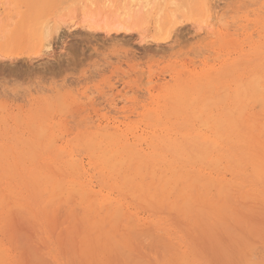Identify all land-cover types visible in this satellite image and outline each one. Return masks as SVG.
Segmentation results:
<instances>
[{
	"label": "rangeland",
	"instance_id": "obj_1",
	"mask_svg": "<svg viewBox=\"0 0 264 264\" xmlns=\"http://www.w3.org/2000/svg\"><path fill=\"white\" fill-rule=\"evenodd\" d=\"M14 1L15 0H8V2H7V0H6V2H5V0H0V2H1L0 3L1 4L0 5V13L3 15L4 14L3 11L7 10V11H5V12H7L5 14L8 15V16L5 15L6 17L4 16L5 21H7V24H6V22H4V21L1 22V18H3V17L0 14V16H1V18H0V23H1V26H0V147H2L1 145H3V149L0 148L1 149L0 154L3 152V154L5 153V155L7 156L6 157L4 155H0V168H1L0 169V175H2L0 177V183H1L0 184V187H1L0 188V206L4 207V208L0 207V216H1L0 219H3V221L0 220V224H1L0 227L3 230L4 229L6 230V231L4 230V232H3V230L0 229V240H1L0 241V248L3 247V249L1 248L2 250L0 249V254L5 253L4 257L7 260H6V263H4V264H12V263L24 264V263H26L25 261H27L26 264H32V263L36 264V261L33 262V260H34V258H36L35 254H37V253H38V256L42 255L41 258H44L45 261H48L47 264H49V263L50 264H69L67 262L68 259H69V262H71L70 260L72 259L71 264H73V263L74 264H81V263L82 264H84V263L96 264L98 261H101V262H98L97 264H102L103 261H104V263H106L105 262L106 259L112 261V264H114L113 262H115L114 259H116V258H118V260L116 259L117 264H120V263L123 264V262H120V260L127 263L128 261L124 260L125 255H124V257H122L121 254L118 252L119 251L117 249L118 247L117 248L115 247V249H114L113 246L115 244L117 245V243H115V241H114V243L113 242H111V244L109 243L111 240L113 241L114 239H116V242L118 240V244H120V241H121L122 246H125V247H122V248H125V251H127V249H129L128 251H130L132 248L133 251L132 250L130 251V252H132L129 254L130 256H131V254H133V256L138 255L139 260H140V258H142L145 260V262H147V264H150V263L151 264H168V263H171V261L173 259H171V261H169L170 251L172 254H175L177 256V259H179L181 255H182L181 257H183V255H184V257L187 256L186 260H187V258L190 257L189 260L185 261L186 263L185 262L183 263V260H185V259L181 258L182 260L179 259L177 261L176 256L171 255V258L174 257V259H176V261L173 260V262H176L177 264L179 262H180V264H181V262L183 264H188L187 262H189L190 264H197V262H198V264H229V262H230V264H232V263L233 264H247L248 263L247 262L248 256H247V258H245L244 252H246V254L250 253L251 257H254L251 259L252 262L256 263V260L253 261V259L256 258L258 264H260V262L264 263V261H261V260H264V241H263V238H264L263 237L264 236L263 231L264 230L263 231L261 230L263 235H262V233H260L262 235V237H261V235H259V233L255 232L256 229H254V228H255L256 224H253V223L255 221L257 223V219H256L252 223L254 225V226H252V228L254 227L253 228L254 232L252 231L253 233H251V228H250L251 223L250 222L248 223V221H251V219L253 220L254 212L252 213L251 210H253L256 205L262 204L263 208L261 210L260 208L262 205L261 206L259 205V207L257 206L259 210H257V207L255 209L260 213L255 211L254 217L259 218V214H261L262 212H263V214H261V216L264 215V193H263L264 192V190H263L264 189V178L262 180H257L253 176V173H252L253 171L251 168H248V171L246 172V173H248L250 171L249 172L250 174L245 173L243 175H238L237 172H233L231 170H229V171H231V172H229L227 170L224 171V169H222V172H221L222 176H220V177H222V178L225 177L226 178L225 181L229 182L233 185V187L231 188L232 191L229 192L232 195H228V197L225 195L222 199V203L224 202L223 204H225V206H223V204H222V208H223L222 210L223 211L221 210V212H223L224 214L226 212L229 213V214H225V219L228 218L227 217L228 215L231 216V217L229 216L230 218L227 219V221H228L227 222L224 220V217H223L224 214L222 215V217H223L222 221L224 220L222 223H225V225H223L221 222L216 223V220L218 219L217 220V222H218L219 217H221V212L218 211V210H220L219 208L213 209L212 206L210 207V208H212L211 209L212 210L211 211V214H212L211 218L213 217L212 220H209L210 214H207L208 212H206V211L205 212L209 217L207 215H205V213L203 211L202 215H205V216H204V219H201V217L203 218V216L200 213L201 211H199L200 209L198 211H199V214L201 215V217L198 214V211H197L198 206H195L193 208V211H190L191 213L190 212H189V214L186 213V214H188V215H186L187 216L186 217L184 214V211L181 208L175 209L172 211H171V208L169 205H167L166 207H160L161 209L163 208L162 210H160L159 207L158 208L153 207L152 205H151V208H149L150 204H149V207H147L148 206L147 204L143 206V202L139 201L140 202L139 203L138 200L132 199L133 197L126 195L123 191H121L117 188H114V187H110V185H111L110 181H109V183H110V185H109V183L107 181L108 180L107 176L104 173H102V175H101V172H102L101 168H98L99 166L97 167L96 161H94L95 159H93L94 156L92 155L91 151H89L88 146H86V144H85L86 138L88 140H90V139H93L92 136H94V137L97 136L96 138L98 141V139L102 138L103 132H104V134H108V132H110L109 135H111L113 133L112 134L113 138L115 140L117 138V139H119V142L120 141L122 142V144L120 146L125 145L126 149H128V150L131 149V151L137 153V158H139V160L142 159V160L147 161L148 156L153 151L151 149L150 144H149V143H151L150 139H152L151 136L152 137L154 136V133L157 129L156 124H154V120L156 117L155 114H158L156 111L158 109L163 110V115H165V116H162V117H164L163 120L164 121L166 120L165 122H167V123H168V121L170 123L172 122L171 116L173 117V112L172 111L169 112L171 115L170 116L169 113H166L167 110L164 109V107L167 106V102H166V99L164 97H165V95H167V93L173 92L174 90H172V89H174L177 86L180 89H182V86H184L185 84H187L188 86L194 85V84H196L194 82L195 81L197 82L199 80V82H197V84L200 83V85L198 84V87L196 88L198 91H201L203 89V87H205V89H203V91L205 93L210 94V92L213 91V93H218L219 96L222 97L223 96V89H224L223 87L228 85V84L234 85V84L238 83L240 79L244 80L245 82H248L249 80H251L254 77L255 74H257V76L262 75L263 76L262 79H264V63H262V62H264V0H218L217 2H215L217 16L220 19V21L219 22L217 21L218 26L216 27V30L213 31L216 36H213L211 34L212 35L211 37L209 34L213 33V32L211 31L210 27L208 26V21H207L208 19L206 17L208 15L206 13V8H205L206 0L205 1L190 0L191 3L189 0L187 2H185L186 0H180L179 1L180 2L179 7L177 9L173 8V10H175L179 13L175 12V16L171 15V17H168V19L163 21V24H161L162 28H164L162 32H164L165 28L167 27V25H165L166 22L168 23L170 20H174V21L177 20L176 22H179V26H180V27L178 26L180 28L179 32H177V34L175 33L176 36L174 34L173 39L169 40L168 42H162L163 41L162 40L163 39L162 38V36H163L162 32L160 34L155 33L156 30L154 27H156L157 24L155 23V21L153 19H151L149 22L147 21V19L145 17L133 19V20L128 22V25H126L130 29L129 33L127 31V34H126V30H124V31L122 30L125 34L122 31H120L122 33L116 34L113 36H109L104 32L103 29H101V27L104 28L106 26L105 23L110 22L114 15H110L109 17H104V16L99 15L97 17L98 18L97 19L98 24H96V25H99L100 31H99V28L97 29L96 27H95L96 30L94 28H87L86 27L87 26V22H86L87 17H85L83 15V12L80 9L81 8L80 2L78 0H73V1L62 0L65 2H61V0H59V1L55 0L56 2L57 1L59 2V4L57 2V5L53 4V2H52L53 0H17L15 2V4H13ZM4 2H5V4H4ZM127 3H128V1H127ZM75 4H76V6H75ZM10 5L11 6L13 5V6L11 7ZM54 6H55V9H54ZM15 7H17V8H15ZM23 8H24V10H23ZM1 9H2V11H1ZM52 9H54V10H52ZM203 9H204V11H203ZM20 11H22V15H21ZM176 13H177V15H176ZM14 14L16 15V17ZM13 15H14V18H13ZM51 15H52V17H51ZM59 15H60V17H59ZM116 15H119V13L117 11H116ZM54 16H55V18H54ZM7 18H9V19L6 20ZM44 18L45 19L48 18V21H51L53 23L52 26H55V24L56 25L58 24L57 27H60L59 28L60 30L57 33H54L52 38H51V40L53 42V51L49 55H45V54L41 53L42 46H43L42 44H43V41H45V40L42 41L41 40L42 38H40V36H42V34H41L42 32H40V31L44 30L41 28L43 25H40V24L47 22L46 20H45V22L41 21V19L43 20ZM53 20H54V22H53ZM22 21L24 22L25 26L22 23H20ZM40 21H41V23H40ZM205 21H207V22H205ZM51 22H50V24H51ZM164 22H165V24H164ZM220 22H221V24H220ZM8 24H9V26H8ZM21 24L24 27H22ZM5 29L7 31H5ZM102 30H103V32H102ZM219 30H221V31H219ZM93 31H95V32H93ZM6 33H8V35L9 34L10 35L8 36ZM226 36H228V37H226ZM160 38H162V39H160ZM253 44L256 46L258 45L260 47L258 49H256V48H254L255 46ZM12 59L14 61H11ZM13 62H14V65H11ZM237 64H239V65H237ZM31 65H32V67L33 66L34 67L32 68ZM10 66H12L11 68H13L15 66L14 70L9 68ZM195 68L197 71L195 70ZM221 68H224V71ZM225 68H227V69L229 68V70L231 69L230 72H232V73L229 74V72H227L228 70L226 71ZM15 70H17V71H15ZM200 72H202V73H200ZM205 72H210V73L206 74ZM226 72L228 75L224 76V75H226L225 74ZM214 73H215V78L213 79ZM217 73H219V74L221 73L222 76H224V77L220 78L221 75L219 77ZM179 74L182 76H180ZM208 76H209V78H208ZM216 78H218V79H216ZM182 79H183L182 83L179 82ZM209 79H211V80H209ZM177 80H178V82H177ZM186 80H188L190 83H188V81H186ZM213 80L215 81V83ZM217 80L218 81L220 80V81L218 82ZM183 82H184V85H183ZM201 82H202V84H201ZM228 82H230V83H228ZM203 83H204V86H203ZM207 83H209L210 85L213 84V85H211L212 87H210V85H209L210 88H208L206 85ZM197 84H196V86H197ZM257 85H259V84H257ZM178 87H177V89H178ZM187 87H185L184 90H186ZM169 89H171L172 91L171 90L168 91ZM224 90H226V92H229L227 89H224ZM221 91H222V93H221ZM204 92H202V93H204ZM163 93L165 95H162ZM220 93L222 94V96L220 95ZM227 94L229 95L230 92ZM159 98H161V99H159ZM154 100H155V103H154ZM254 106H255V108H254ZM257 107H259V105L255 104V103H251L249 113L256 115V111L258 110L257 111L258 118H260V122H262V124L264 125V112L261 109L262 107H259L260 110L257 109ZM152 109H154V110H152ZM148 113H149V115H148ZM167 114H168V117H166ZM259 115H260V117H259ZM173 122L176 123L177 119L175 121L173 120ZM190 122H192V121H190ZM192 124H193V122H192ZM196 124H197L196 128H199V123L197 122ZM39 125H41L43 129H46L45 130L46 132L43 131V129ZM40 128L43 131L42 133H44V132L46 133V137H44L43 139H41V137H40L41 132L39 133V131H38ZM103 128L107 132L104 131ZM152 128H154V129L152 130ZM176 128L182 132V130L184 131V129L186 130L187 128H190V126L186 127L183 123H181V120H178V124L176 125ZM143 129H145V130H143ZM99 130L102 132L100 133ZM96 132H99V135L101 134L102 136L99 137V135ZM94 134H96V135H94ZM85 135L88 136L89 138L86 137L84 139L85 140L84 141L81 138H84ZM148 135H149V138H148ZM37 136H39L40 138ZM144 136H146V137H144ZM52 137H53V139H52ZM121 137H122V139H121ZM50 138L52 141H54L55 144L53 146L49 143L50 146H52V147L49 148L50 147L49 146L47 148L46 144L50 141ZM145 138H146V140H145ZM39 139H40V141H38ZM147 139H149V140H147ZM79 141H81V142H79ZM119 142H117V143H119ZM73 143H76L77 145H79L78 143H83V146L84 145L86 146V148H85L86 150L82 151V149L84 148L82 145H79L78 146L79 148H78L77 145H75ZM142 145H143V147H142ZM41 146H42V148H41ZM196 146L197 145L194 144L193 142H188V144L186 146V151H185V149L183 151V154H182L183 156H179L176 153V155H177V157H176V155L173 152H170L166 149H164V151H165L164 153H165L167 160L176 161L177 165L186 166L187 170L193 171L194 169L198 168L199 165H202L203 167L208 166L207 163H203V164L202 163H194L197 160L196 157H194L195 156L194 153H196V151L198 150V148ZM81 147H82V149H80ZM72 148H73V150H72ZM53 150H55V152ZM78 150H80V151H78ZM62 151H64L62 154V157L56 158V155H58L57 153L61 154ZM137 151H139V152H137ZM79 152L81 154H79ZM48 156L51 157L52 159L55 158L56 163L48 160L47 165H49V166H47V165L45 166V168H44L46 171L45 174L50 175L53 172L55 174L57 172L58 175H54V173H53V175L51 174V177H50V178L54 179L55 183L57 180L63 181V178L67 181V182H65V180L63 181V183H65L67 185L66 186L65 184H63V186L67 187L65 189L66 190L65 191L66 195L64 197L65 199H63V200H65L67 203L70 200H72L71 199L73 197L72 195H71L72 197L71 196L68 197L69 191L72 188V187L70 188V185L71 186L77 185L78 187L79 186L82 187V188L79 187V189H81V190L77 189V192L78 193L80 192L79 194L76 192V190H75L76 193L74 191L72 192V194L75 193V194H73L75 196L79 195L78 197H74L75 198V200L73 199L74 203H70L71 202L70 201L69 202L70 204L68 203L67 205H64L63 208H65V206H66L69 209H67V208L63 209L62 208L63 214L65 213V211H67L66 212L67 214L66 213L64 215L62 214L63 217H65L68 214L70 216V214H71L72 217L70 216V218H68L69 217L68 216L67 217L68 219L63 218L60 215L61 214L60 205L62 203L61 200H58L56 203H54L50 207V210L49 209L46 210L44 208V202H45V199L47 198V195L42 194V193H38V192L34 193L32 188H31L32 184H31L29 177L31 175L32 170L36 166H41L42 165L41 163H44V159L47 160L49 158ZM69 156H72L73 160H74V158L76 159V157H77L78 158L77 160L79 163L77 164V162L73 161L71 159V157H69ZM141 156H143V157H141ZM5 157L7 159H5ZM90 157H91V159H90ZM192 157L195 158L194 161H193ZM38 158H41V159L38 160ZM187 158H189V159H187ZM15 160H17L18 163H16ZM181 160L184 162H181ZM89 161H91V162H89ZM135 161H137V160L135 159ZM14 162H15V165L17 164L18 167L17 166L14 167L15 166ZM68 162H71V163H68ZM50 163L53 166L50 165ZM88 163H90V164H88ZM185 163H186V165H185ZM70 164H73V166L75 165L76 169L74 171H77L76 173H74V171H72V170H69L68 165L71 166ZM58 165L60 166L61 170L59 169ZM85 166L88 169H86ZM77 167H79V169ZM56 168H57V170H55ZM52 169H54V171H51ZM246 170L247 169H245V171ZM209 171H211V169ZM61 172L63 173V175L59 176V173H61ZM69 172L72 175L71 178L69 177L70 176ZM4 173L7 175H3ZM92 173H94V174H92ZM64 174H65V177H63ZM89 175H91V176H89ZM55 176H56V178H55ZM73 176H75V177H73ZM78 176H79V178H78ZM22 177L25 180L22 179ZM59 177L61 179H59ZM55 179H57V180H55ZM71 179H73V180L70 182ZM75 179L78 181L76 182ZM79 179H81L82 181ZM83 179H85V180H84V183L81 185V183H79V182H83ZM244 179H245V181H243ZM144 180H145V183H151L152 182L150 175H147L146 179H144ZM238 180H240V181H238ZM58 181H57V183L62 185V182L61 181L58 182ZM137 181H139V180H137ZM69 183H70V185H69ZM73 183H74V185H73ZM94 183H96V185ZM25 184H28V187H26L27 185H25ZM237 184H240V185H237ZM7 185L10 187H8ZM106 185H109V187ZM11 186H12V188H11ZM20 186L22 187V189ZM57 186H58V184L56 185V187ZM259 186H260V189H259ZM36 187L39 191V189H40L39 186H36ZM73 188L75 189V187H73ZM89 188H90V190H89ZM111 188H112V190H111ZM10 189H12L13 191ZM72 189H71V191H72ZM91 190H92V192H90ZM109 190H111V191H109ZM234 190L237 191L238 193H235V192L233 193ZM3 191H5V192H3ZM8 192H10L11 194H9ZM12 192L14 194L16 193V195L12 194ZM22 192H24V194ZM26 192H28V194H25ZM5 193L7 194L6 195L7 197L5 196ZM86 193H89L90 199L89 198H87V199L91 200V201H93L95 199L93 197H97V199H101L105 196L107 197V195L110 193L108 195V197H111V198L115 197V200H116V198H117V200L118 199L122 200L121 203H123V206L125 207V208L124 207H122V208H124L125 210L127 209L126 211L124 209H123L124 211L122 210V217H120L119 222H117V224L114 225L115 228L112 230H111L110 220L105 219L106 223L104 222L105 224L103 226V228L104 227L105 228H104V230L103 229L101 230L102 232L100 231L101 236L103 234V236L101 238H98V236H100V235H98V232L94 231V232H92V234L90 233V231H93L95 229L92 226H89L85 222V219H84V223L86 226H84L82 219H83V217H85V215H84L85 209L83 206L80 205V202H81V198ZM100 193L102 195H100ZM213 193H214V191H213ZM244 193L245 194L248 193V194L244 195ZM92 194H94L96 196H94ZM103 194L104 195L106 194V195L103 196ZM249 194H251L252 197H250L251 195H249ZM10 195L11 196L13 195V196L11 197ZM18 196H20V197H18ZM24 196H25L26 200H28V201L25 200ZM231 196L233 198V201H235L234 203H232L233 201H232ZM246 196H249V198H251L250 204L252 203L253 204L252 206H254V207H250L249 202H248L249 201L248 198H247V203L245 204V202H246L245 197ZM3 197L5 199H7V202L5 201V199L3 202V200L1 199ZM66 198H68L67 200H69V201H67ZM91 198H93V200ZM256 198H259L260 200L262 199L263 201L260 202V200H258ZM230 199H231V201H230ZM1 200H2V202H1ZM224 200H226L227 202ZM237 200H239V202H240L239 205L237 203ZM9 201L12 202L13 204L9 203ZM15 201L18 202L19 204L16 203ZM31 201L33 204L31 203ZM257 201H258V203H257ZM59 202H61V203H59ZM77 202H78V204L75 205V203H77ZM15 203H16V205H15ZM230 203H231V206L228 207V205H230ZM20 204L22 207L24 204L25 208H21V209H24L26 212H29V209H30L29 213L32 216L30 214L26 213L25 211L23 213H20V212L17 213L16 209L18 206L20 207ZM29 204L31 205V207L29 206ZM242 204H244L245 207H243V206L240 207V205H242ZM247 204H248V206H247ZM13 205L16 206L15 207L16 209H14V211L11 210V212H13V213L9 214L10 209L14 208ZM70 205H72V206H70ZM9 206H10V208H9ZM74 206L77 207V208L73 209L75 212L79 211V209H81V208H82V210L80 212H77L78 215L76 214L73 217L74 211L72 210V207H74ZM145 206H146V208H148L150 210L147 209L148 211H146V208L145 209L143 208ZM33 207H34V209H33ZM37 207H39V209ZM78 207H79V209H78ZM225 207L227 208L226 210L224 209ZM234 207L236 209L238 207L239 208V209H237L238 211ZM247 207L248 208L250 207V209L251 208L252 209L251 210L249 209L250 211L248 212V211H246ZM57 208L59 211L57 210ZM228 208H229V210H228ZM241 208H243V209L241 210ZM8 209H9V211H8ZM76 209H78V210L76 211ZM151 209H153V211ZM156 209L157 210L159 209L158 212L156 211ZM232 209H233V211H232ZM20 210H18V211H20ZM40 210H42V211H40ZM55 210H57V212ZM244 210H245V215L243 213ZM34 211H36V212H34ZM161 211H162V213H161ZM240 211H242V213ZM21 212H22V210H21ZM31 212L32 213L34 212V213L32 214ZM70 212H72V213H70ZM125 212H128L129 216L127 214H125ZM138 212H140V214ZM166 212H167V217H166ZM209 212H210V210H209ZM213 212H214V214H213ZM237 212L241 214V217H239L240 214H238L239 216L235 215V213H237ZM246 212H248V213L246 214ZM79 213H80V215H79ZM134 213L136 215H134ZM163 213L165 216L163 215ZM216 213H219L218 216ZM231 213H232V215H231ZM249 213H250V215L248 216ZM256 213H258L257 214L258 217L256 216ZM34 214H35V216H34ZM57 214H59V217L61 216V219H58ZM12 215H14V216H12ZM36 215L38 216L37 218H36ZM103 215L104 214H102V216ZM130 215H132V217L134 219H131L132 217L128 218V217H130ZM161 215H163L164 217L163 216L161 217ZM197 215L199 218L198 217L196 218ZM243 215L245 217L247 215V217L243 218L244 217ZM251 215H252V217H251ZM17 216H19L18 219H21V221L23 219L24 220L26 219L27 220V221L25 220L26 223L30 222V224H32L30 226V224L27 223L26 224L27 227L29 226L30 228H32V226H33V228L31 230H29L28 228L23 227V225L25 226L23 221L21 223H19L20 221L16 222V224H18L20 226H17L14 223L16 225V227H18V229L21 227L20 230H17L16 227L14 228V225L12 224V220L14 219V217L17 218ZM80 216L82 218L81 219L82 222L79 221V223H78L76 221V219L80 220ZM175 216L178 217L177 220H176ZM9 217H10V219H9ZM12 217H13V219H11ZM123 217H124V219H123ZM147 217H149V218H147ZM207 217H208L209 223L207 222V220H205V218H207ZM248 217H249V219H248ZM43 218H44V220H43ZM53 218H55V219H53ZM62 218L64 220H66V222L64 224H61L62 222H64V220H62ZM136 218H138V219H136ZM153 218L156 220V222ZM186 218H188L187 222H186ZM235 218H237L238 223H237V220ZM263 218H264V216H263ZM18 219H15L14 221H17ZM128 219H131L130 221L134 220L133 221L135 223L134 224L135 226H133V227H135L134 231H133L134 228L133 227L131 228V224L130 225L128 224ZM149 219H151V220H149ZM164 219H166V221ZM197 219L198 220L201 219L203 221H206L205 224H207V226L204 224L203 221L201 224V222H199ZM260 219L261 218H259L258 223H259ZM5 220L8 221V222L6 221L8 223V226H7V224H4V223H6ZM103 220H101L102 224H103ZM178 220L182 224L185 221L183 224V226L185 228L184 227L182 228L181 227L182 225H180L181 228L178 227V225H179ZM54 221L55 222L57 221V222L54 223ZM140 221L144 222L145 224L141 223ZM159 221H160V223H159ZM43 222H44V224L42 226ZM59 222H60V224L57 225V223H59ZM74 222L75 223L77 222L78 224H80L82 230L79 229L80 225H74L73 226ZM170 222H173V223H170ZM240 222H241V225H243L242 222L245 223L243 225L244 227L242 226L241 228H239L240 226H238V224L240 225ZM147 223H149V225H147ZM211 223H213V224H211ZM214 223H216L215 225L220 224V226L222 224L224 226L225 231H223L224 230L223 228L220 229L221 227L219 228V226H218V228L222 231V233H221V231L218 232L219 229L217 227H215V228H217V230L215 228H213V230H212V225L214 226ZM261 223L264 226V222H262V220H261ZM261 223H259V225H261ZM10 224L12 227L10 226ZM127 224H128V226H127ZM173 224H175V225H173ZM203 224L207 227L206 229L209 228V229H211V231L215 230V232H216L215 234H217V236L220 234V238L222 237V240H219V244L221 245L223 243L222 244L223 246L221 245L222 246L221 248H220V245L218 247V245H217L218 242H216V244H215L214 241L211 240V238L214 239L213 238L214 237L213 232L211 233L209 229H208L209 231L206 229H205V231H203V228L205 227ZM208 224H211V225H208ZM136 225H138V226L141 225V226L139 228ZM189 225L192 228H190ZM231 225L233 228L232 231L234 230V228L236 229L235 231H233V232H235V234L244 235L245 239L247 241H251L250 242L251 245L249 244V242H247V244L250 245L249 247H248V245L246 246L247 248L242 247V246H245L246 243L243 244L242 246L239 243V246H238L237 245L238 243L237 244L235 243L236 244L235 245L234 243L232 244L229 242V240L231 241L233 239L234 233L233 232H232L233 234L230 233L231 231H228L229 229H226L225 226H228L227 228H229ZM234 225L235 226L237 225V226L234 227ZM3 226H4V228H3ZM44 226H45V229H44ZM57 226H59V227H57ZM122 226L125 229L124 231H122L123 230ZM186 226L188 229L186 228ZM210 226H211V228H210ZM257 226H256V228H257L258 232H261V231H259L260 229H258V227H260V226H258V227ZM263 226H261V227L264 228ZM22 227H23V229H22ZM40 227L42 229H40ZM75 227H77V230L74 229L76 231H74V230L73 231L76 233V235H75V233H73V231H71ZM83 227L86 229V231ZM112 227H113V225H112ZM160 227H161V229H160L161 231L159 230ZM198 227H201V228L198 229ZM108 228H110V229H108ZM137 228H139V230L144 229V231H143L144 234L141 231H140L141 232L140 233L139 230L137 231L138 235L140 233L144 236L147 233V232H145L147 229L149 231H150V229H154V231L151 230L152 237L155 234V238L157 240V243L155 241V243H156L155 244L154 241L151 240L152 239V237L150 236L151 233L148 232L146 234V236L150 233L148 235L150 237V240H149L148 236L147 237L145 236L148 239H146L143 236L146 239V240H144V242H140V240H137V241L139 244L140 243H144V244H140V245L134 244V242L137 243V241L135 240L133 242L132 241L133 237L132 236L130 237L129 235L131 234V231H133V235L136 236ZM163 228H164V230H163ZM171 228H173V229H171ZM242 228H245V229H242ZM90 229H93V230H90ZM118 229H119V231H118ZM169 229H170V231H169ZM182 229H183V231H182ZM114 230H115V233H114ZM184 230H186L187 232ZM244 230L246 232H244ZM13 231H14V233H13ZM20 231L21 232L25 231V232H22L23 234H25L27 231V235L26 234H25L26 236L23 234L21 235V233H19ZM103 231L105 232L106 235H104ZM107 231L112 236V238L114 237V239H111V236L109 234L108 235L110 236L111 240L109 241V238L107 239ZM15 232L18 233V235ZM100 232H99V234H100ZM134 232H136V233L134 234ZM200 232L201 233L203 232L202 237H204V234L206 233V235H205L206 237L202 238L201 237L202 234H200ZM207 232H210L209 235ZM225 232H226V234H228V232H229L230 237L232 235V239H230L229 235H228L229 238L227 239ZM4 233H6V235H4ZM77 233H78V235H77ZM122 233H123V235H122ZM124 233L126 235L128 233V236H126ZM255 233H256V235H255ZM19 234H20V237H19ZM28 234L32 235V237L31 236L29 237V241L27 239L29 236ZM66 234H68L69 237ZM72 234H74L73 237L71 236ZM85 234H88V236H89V234L91 235V236H89L88 242H87L88 239L85 240V237H86ZM183 234H185V235H183ZM210 234H211V236L213 234V236L211 237ZM221 234H222V236H221ZM142 235H141V237H142ZM157 235H158V237H157ZM160 235H161V237H164L167 240V243H166L167 246L166 247H165V242H162V240L164 238H161L162 239L161 240L159 238ZM181 235H183V236H181ZM187 235L188 236L190 235L189 237H191V238L187 237ZM194 235L196 236V238ZM237 235H235L236 240L240 239V237L238 236L239 237L238 238ZM254 235H255V238H254ZM63 236L67 237L68 239L65 237H64L65 238L64 239ZM75 236H77L78 239ZM170 236H172V237H170ZM178 236H179V238H178ZM25 237H27L26 238L27 241H25V242L26 243L28 242L29 245L32 244L34 246V248L32 245L27 247V244H25L24 241H23V243H21L22 240H20V239L22 238L24 240ZM127 237H130V238H127ZM136 237H138V236H136ZM136 237L134 239H136ZM192 237H194V239ZM3 238H4V240H3ZM18 238L20 241L18 240ZM70 238H71V242L73 241V239H75L74 241H77L76 243H74V241H73L72 243L74 245L71 244L72 246H70V244H69V243H71V242H69ZM91 238L93 240L96 238L95 240L97 242L95 240L93 241ZM155 238L153 237L154 240H155ZM183 238H185V239H183ZM205 238H207L206 241L204 240ZM66 239L69 241L67 242ZM97 239L102 244L99 243V241ZM119 239H122V240H119ZM129 239H132L131 241H132L133 245L135 246V248H134V246H132V243H131V241H129ZM243 239H240V241L242 240L241 243H243ZM91 240H92V242H91ZM141 240H143V239H141ZM177 240H179V241H177ZM180 240L181 241L184 240V241H182V243H180L181 242ZM193 240H194V243L192 242ZM16 241L18 243H16ZM64 241L66 242L65 244L67 246L64 244ZM106 241H109V242H107V244L109 243L112 247L111 246L109 247V245H107L108 248L107 247L104 248V245H106L105 244ZM122 241H123V243H122ZM149 241L150 242L152 241L151 242L152 244H149V245H153V243H154V245L152 246L153 248L150 247L149 245H148V248H150V249L147 248L146 245L148 244L147 242H149ZM163 241H165V240H163ZM189 241H191V242H189ZM209 241L212 243L210 244ZM216 241H218V239H216ZM220 241H221V243H220ZM240 241L238 240V242H240ZM19 242L23 245L20 246ZM226 242L227 243L229 242V244L234 245L235 246L234 248L237 249L238 251L234 250V248L231 247L232 245L226 244ZM233 242H234V240H233ZM89 243H90V245H88ZM112 243L114 245H112ZM174 243L177 244V247H175L176 245ZM196 243H197V248L199 246L198 249L196 248ZM81 244L83 247L81 246ZM95 244L98 246H96ZM121 244L119 245L120 247H121ZM128 244H130V247ZM157 244H158V246H157ZM24 245L27 248H29V247L31 249L33 248L32 252L35 249L33 252L34 254L32 253V255H31L30 252L29 253L27 252L28 250L26 251V249H24L25 251L18 249L19 246L22 247ZM126 245H128V247ZM159 245L163 248H161ZM169 245L171 248L174 247L175 250L171 249L169 247ZM191 245H192V247H190ZM227 245H229V247ZM64 246H66V248ZM73 246H74V248H73ZM178 246L181 249L178 248ZM237 246L239 249L240 248L243 249L244 252L241 251V253H240L241 249L239 250L237 248ZM88 247H90V248H88ZM94 247H97V248H94ZM98 247L101 248L100 251H99ZM144 247H145V249H144ZM167 247L170 249H167ZM254 247H256V248H254ZM23 248H25V247H23ZM38 248L40 249L39 251L37 250ZM81 248L84 249L83 253L81 252ZM86 248H88L89 250ZM110 248H112V250H114V252H116L117 256L119 254V256L117 257L115 255L116 256V258H115L114 253H113V251L111 252ZM122 248H120V249L122 250ZM157 248L159 249L160 254L158 253V251H156ZM176 248H178V249L176 250ZM191 248H193V249H191ZM90 249H92V250H90ZM102 249H104V250H102ZM163 249L164 250L167 249V251L168 250H170V251L167 252L165 250L166 251L165 252ZM230 249H232V250H230ZM3 250H4V253H2ZM65 250H66V252L68 251L67 254L71 255V257H70L71 259L70 258L67 259L66 253L64 252ZM134 250H135V253H134ZM147 250H149V251H147ZM151 250H153L154 253H152ZM184 250H186L185 251L186 256H185V254H182ZM249 250H251V251H249ZM10 251H11V253H10ZM29 251H30V249H29ZM70 251H72L75 259L77 260V263H75V259L73 258V255L70 253ZM91 251L92 252L94 251L92 256L93 257L96 256V258H97V255L103 254L104 260L101 259V257H102V255H101V256H98L97 260L94 257L96 262H93L94 259L92 258L93 259V260H91L92 262L89 263V259L91 258V253H90ZM125 251L123 249V252H125ZM228 251L231 253L230 255L227 254V253H229ZM247 251H249V252H247ZM12 252H13V254H12ZM16 252H17V254H16ZM24 252L25 253L27 252V254H29L30 256L27 254L22 255V253L24 254ZM110 252L113 254L111 255ZM186 252H188V253H186ZM194 252H196V254H198V255H195ZM84 253H85V255H84ZM108 253L111 256L108 255ZM200 253H202L203 255ZM238 253H240L243 258L241 257L240 254H239L240 258L237 257ZM251 253L253 255L254 254L255 255L253 256ZM19 254L24 256V257H22V256L20 257ZM188 254H189V256H188ZM191 254H192V256H191ZM7 255H8V257H7ZM9 255L11 257H9ZM33 255H34V258H33V260H30V261H32V263H31V262H29V259L30 258L32 259L31 256H33ZM69 255H68V257H69ZM75 255H77V256H75ZM250 255H249V258H251ZM196 256H198L199 258H196ZM203 256H204V258H203ZM230 256H232V257H230ZM12 257H15V258L11 259ZM79 257H81V258H79ZM112 257H114V258H112ZM9 258L11 259V261ZM23 258H25V259H23ZM122 258H123V260H122ZM127 258H128V256H127ZM157 259H158V261H157ZM202 259H204V260H202ZM41 260L42 259H40V258H39V260L37 259V261H39V262ZM134 260H135V258H134ZM134 260H132V262H134ZM141 260H140V262H141ZM144 260H142V262H144ZM227 260H229V262ZM231 260H232V263H231ZM21 261H23V262H21ZM110 261H109V263L107 261V264H111ZM118 261L120 263H118ZM138 262H134V263H138ZM252 262L250 264H252ZM126 263H124V264H126ZM129 263H131V262H129ZM37 264H38V262H37ZM40 264H43V262H40Z\"/></svg>",
	"mask_w": 264,
	"mask_h": 264
},
{
	"label": "bare ground",
	"instance_id": "obj_2",
	"mask_svg": "<svg viewBox=\"0 0 264 264\" xmlns=\"http://www.w3.org/2000/svg\"><path fill=\"white\" fill-rule=\"evenodd\" d=\"M17 0H15L14 1V3L13 4H15V2H16ZM59 1V0H58ZM57 1V2H58ZM70 1H73V0H70ZM69 1V2H70ZM79 2H80V6H81V11L83 12V15L85 16V17H87V28H94L95 30H96V28L98 29L99 28V25H96V24H98V16L99 15H101V16H104V17H109L110 15H114L113 17H112V20L110 21V22H107V23H105V27L103 28V27H101V29H103L104 30V32L107 34V35H109V36H113V35H116V34H120V33H122L124 30H126V34H127V31H128V33H129V31H130V29L126 26V25H128V22L129 21H131V20H133V19H137V18H146L147 19V21L149 22L151 19H153L154 21H155V23L157 24L156 25V27H154L155 28V33H158V34H160L162 31H163V29L164 28H162V25L161 24H163V21H165V20H167L168 19V17H171V15L172 16H175V12H177V11H175V10H173V8H175V9H177L178 7H179V4H180V0H78ZM127 1H128V3H127ZM188 0H186L185 2H187ZM190 1V0H189ZM196 1V0H195ZM202 1H205V0H202ZM218 0H206V3H205V8H206V13L208 14L206 17H207V21H208V26L210 27V29H211V31L213 32V31H215L216 30V27L218 26L217 24H218V22L220 21V19L218 18V16H217V11H216V4H215V2H217ZM3 2V1H2ZM5 2H6V0H5ZM5 2H4V4H5ZM7 2H8V0H7ZM19 2V1H18ZM53 2V4L54 5H57V2L55 1V0H53L52 1ZM61 2H65V1H62L61 0ZM60 2V3H61ZM1 3V2H0ZM56 3V4H55ZM72 3V2H71ZM75 3V2H74ZM190 3H191V1H190ZM3 4V3H2ZM3 4V5H4ZM8 4V3H7ZM58 4H59V2H58ZM73 4V3H72ZM1 5V4H0ZM18 5V4H17ZM11 6V5H10ZM13 6V5H12ZM11 6V7H12ZM21 6V5H20ZM71 6V5H70ZM74 6V5H73ZM75 6H76V4H75ZM263 6V5H262ZM261 6V7H262ZM19 7V6H18ZM15 8H17V7H15ZM10 9V8H9ZM21 9V8H20ZM50 9V8H49ZM54 9H55V6H54ZM54 9H52V10H54ZM4 10V9H3ZM23 10H24V8H23ZM179 10V9H178ZM1 11H2V9H1ZM5 11H7V10H4L3 12H4V14L2 15L1 13V15H2V17L3 18H1V16H0V18H1V22L2 21H4V22H6V24H7V21H5V15H7V14H5V13H7V12H5ZM11 11V10H10ZM13 11V10H12ZM50 11V10H49ZM116 11L119 13V15H116ZM203 11H204V9H203ZM21 12V15H22V11H20ZM19 12V13H20ZM51 12V11H50ZM49 12V13H50ZM201 12V11H200ZM260 12V11H259ZM258 12V13H259ZM177 13H179V12H177ZM177 13H176V15H177ZM262 13V12H261ZM15 15V14H14ZM14 15H13V18H14ZM201 15V14H200ZM5 16V17H4ZM8 16V15H7ZM15 17H16V15H15ZM21 17V16H20ZM43 17V16H42ZM51 17H52V15H51ZM59 17H60V15H59ZM205 17V18H206ZM49 18V17H48ZM48 18H44L43 20L41 19V21H43V22H45V20L47 21V22H45V23H42V24H40V25H43L41 28L42 29H44V30H41L40 32H42L41 34H42V36H40V38H42L41 40L43 41V40H45V41H43V46H42V50H41V53H43V54H45V55H49L52 51H53V42H52V40H51V38H52V36H53V34L54 33H57L60 29V27H57L58 26V24L56 25L55 23V26H52V22L51 21H48ZM54 18H55V16H54ZM9 18H7L6 20H8ZM14 20V19H13ZM23 20V19H22ZM58 20V19H57ZM206 20V19H205ZM41 21H40V23H41ZM177 21V20H176ZM176 21H174V20H170L168 23L166 22V24H165V22H164V24L165 25H167V27L165 28V30H164V32H162V34H163V36H162V38H160V39H162L163 41L162 42H168L169 40H171V39H173V36H174V34L176 33L177 34V32H179V22H176ZM207 21H205V22H207ZM218 21V22H217ZM3 22V23H4ZM10 22V21H9ZM15 22V21H14ZM49 22V23H48ZM50 22H51V24H50ZM53 22H54V20H53ZM56 22V21H55ZM147 22V23H148ZM20 23H22L23 25H24V22L22 21V22H20ZM48 23V24H47ZM14 24V23H13ZM22 24H21V26H22ZM38 24V23H37ZM45 24V25H44ZM145 24V23H144ZM220 24H221V22H220ZM0 26H1V23H0ZM8 26H9V24H8ZM25 26V25H24ZM24 26H22V27H24ZM30 26V25H29ZM39 26V25H38ZM179 26V27H178ZM96 27V28H95ZM208 27V28H209ZM16 28V27H15ZM30 28V27H29ZM90 30V29H89ZM103 30H102V32H103ZM123 30V31H122ZM5 31H7L6 29H5ZM99 31H100V28H99ZM120 31H122V32H120ZM219 31H221V30H219ZM218 31V32H219ZM229 31V30H228ZM261 31V30H260ZM93 32H95V31H93ZM98 32V31H97ZM124 33V32H123ZM131 33V32H130ZM154 33V34H155ZM220 33V32H219ZM7 35H8V33H6ZM37 34V33H36ZM125 34V33H124ZM176 34H175V36H176ZM209 34V33H208ZM216 36L215 34H214V32L213 33H210L209 35H210V37L212 36ZM229 34V33H228ZM10 35V34H9ZM8 35V36H9ZM40 35V34H39ZM227 35V34H226ZM261 36V35H260ZM226 37H228V36H226ZM159 38V37H158ZM45 42V43H44ZM248 42V41H247ZM228 43V42H227ZM226 43V44H227ZM242 45V44H241ZM249 45V44H248ZM254 45V44H253ZM231 46V45H230ZM255 47L254 48H256V49H258L260 46H256V45H254ZM9 57V56H8ZM37 59V58H36ZM35 60V59H34ZM8 61V60H7ZM11 61H14L13 59L11 60ZM7 63V62H6ZM262 63H264V62H262ZM5 64V63H4ZM3 64V65H4ZM10 64V63H9ZM235 64V63H234ZM11 65H14V62L11 64ZM16 65V64H15ZM225 65V64H224ZM237 65H239V64H237ZM5 66V65H4ZM3 66V67H4ZM9 66V65H8ZM219 66V65H218ZM12 66H10L9 68H11ZM15 67V66H14ZM14 67L13 68H11V69H13L14 70ZM19 67V66H18ZM31 67H32V65H31ZM34 67V66H33ZM32 67V68H33ZM194 68V67H193ZM16 69V68H15ZM223 71H224V68H221ZM233 69V68H232ZM35 70V69H34ZM195 70H196V68H195ZM212 70V69H211ZM214 70V69H213ZM225 70L227 71V72H229V74L230 73H232V72H230V70H229V68L227 69V68H225ZM15 71H17V70H15ZM197 71V70H196ZM201 71V70H200ZM221 71V70H220ZM227 72L225 73L226 75H224V76H227L228 74H227ZM179 73V72H178ZM182 73V72H181ZM200 73H202V72H200ZM206 74H209L210 72H205ZM218 74V76L220 77V75H221V77L220 78H222V77H224V76H222V74L220 73H217ZM224 74V73H223ZM234 74V73H233ZM180 75V74H179ZM205 75V74H204ZM180 76H182V75H180ZM217 76V75H216ZM193 78V77H192ZM207 78V77H206ZM208 78H209V76H208ZM215 78V73H214V76H213V79ZM263 78V76L262 75H258L257 76V74H255L254 75V77L251 79V80H249L248 82H245L244 80H242V79H240L239 80V82L238 83H236V84H234V85H232V84H228V85H226V86H224L223 88L224 89H227L229 92H230V94L228 95L227 93H229V92H226V90H224L223 89V96H222V91H221V93H220V95L222 96V97H220L219 96V94L218 93H213V91H211L210 92V94L209 93H205L204 91H203V89H205V87H203L204 86V83H203V89L201 90V91H198L196 88L198 87V84L200 85V83H198L197 84V82H199V80L196 82L195 80V82L194 83H196L197 84V86H196V84H194V85H190V86H188L187 84H185L184 85V82H183V85L184 86H182L181 84V86H182V89H180L178 86V89H177V87H175L174 89H172V90H174L173 92H169V93H167V95H165L164 93L162 94V95H165V99H166V102H167V106H165L164 107V109L165 110H167L166 111V113H169L170 111H172L173 112V117L170 115V113H169V115L171 116V123L168 121V123L167 122H165L164 120H163V118L164 117H162V116H165V115H163V110H157L156 112L158 113V114H155L156 115V117H155V120H154V124H156V131H155V133H154V136L152 137L151 136V138L152 139H150V142L151 143H149L150 144V146H151V149L153 150L151 153H150V155L148 156V159H147V161H145V160H139V158H137V153L136 152H133V151H131V149H126L125 148V145H122V146H120L121 144H122V142L120 141L119 142V139H117L116 138V140L113 138V133L111 134V135H109L110 134V132H108V134H104V132H103V136L100 134L99 135V132H96L98 135H99V137H101L102 136V138L101 139H98V141H97V136L96 137H94V136H92L93 137V139H90V140H88L86 137H88V136H84V138H81V139H85L86 138V146H88V148H89V151H91V153H92V155L94 156V158L93 159H95L94 161H96V165H97V167L98 168H101V175H102V173H104L106 176H107V181H108V183H109V181H110V183H111V185H110V183H109V185H110V187H114V188H117V189H119V190H121V191H123L126 195H129L130 197H133L132 199H136V200H138V202L139 201H141V202H143V206L144 205H148L147 207H149V204H150V207L149 208H151V205L153 206V207H166L167 205H169L170 206V208H171V211L172 210H175V209H179V208H181L183 211H184V214H185V216L186 215H188L189 214V212L190 211H193V208L195 207V206H198V209H197V211L199 210V211H201L200 213H201V215H202V213H203V211H204V213H205V215H207V214H210L209 216H210V218H211V216H212V214H211V209L212 208H210L211 206L213 207V209L215 208V209H220V210H218L219 212H221V210L223 209L222 208V204L224 203H222V199H223V197L226 195L227 197H228V195H232V194H230L229 192L230 191H232L231 190V188L233 187V185L231 184V183H229V182H226L225 181V177L224 178H222V177H220V176H222L221 175V172H222V169H224V171L225 170H227V171H229V170H231V171H233V172H237V174L238 175H243V174H245L247 171H248V168H251L252 169V173H253V176L257 179V180H262L263 178H264V125L262 124V122H260V118H258V115H257V111H256V115H254V114H251V113H249V111H250V107H251V103H255V104H257V105H259V107H262L261 109H262V111L264 112V79H262ZM188 79V78H187ZM195 79V78H194ZM203 79V78H202ZM216 79H218V78H216ZM262 79V80H261ZM185 80V79H184ZM197 80V79H196ZM209 80H211V79H209ZM182 81H183V79L181 80V81H179V82H181L182 83ZM186 81H188V80H186ZM206 81V80H205ZM214 81V80H213ZM218 81V80H217ZM220 81V80H219ZM218 81V82H219ZM177 82H178V80H177ZM204 82V81H203ZM188 83H190L189 81H188ZM210 83V82H209ZM209 83H207L206 85H207V87L208 88H210V87H212L211 85H213V84H209ZM214 83H215V81H214ZM228 83H230V82H228ZM177 84V83H176ZM201 84H202V82H201ZM217 84V83H216ZM257 84H259V85H257ZM178 85V84H177ZM209 85H210V87H209ZM188 86V87H187ZM196 86V87H195ZM171 87V86H170ZM185 87H187V89L186 90H184L185 89ZM171 89H169L168 91H170ZM171 90V91H172ZM214 90V89H213ZM167 91V90H166ZM225 91V92H224ZM202 92H204V93H202ZM151 94V93H150ZM226 94V95H225ZM225 96V97H224ZM152 99V98H151ZM159 99H161V98H159ZM163 99V98H162ZM158 100V99H157ZM164 100V99H163ZM159 101V100H158ZM157 101V102H158ZM161 101V100H160ZM152 102V101H151ZM154 103H155V100H154ZM165 104V103H164ZM259 107H257V109H259ZM254 108H255V106H254ZM148 110V109H147ZM150 110V109H149ZM152 110H154V109H152ZM256 110V109H255ZM260 110V109H259ZM154 114V113H153ZM148 115H149V113H148ZM151 115V114H150ZM262 115V114H261ZM263 116V115H262ZM166 117H168V114L166 115ZM165 117V118H166ZM259 117H260V115H259ZM134 118V117H133ZM177 119V122L176 123H174L173 122V120L175 121ZM178 120H181V123H183L186 127H188V126H190V128H187L186 130L184 129V131L182 130V132L180 131V130H178L177 128H176V125L178 124ZM152 121V120H151ZM190 121H192L193 122V124H192V122H190ZM165 122V123H164ZM199 123V128H196V126H197V124L196 123ZM39 126H41V125H39ZM129 127V126H128ZM149 127V126H148ZM152 127V126H151ZM41 128H42V126H41ZM41 128L38 130L39 131V133H40V137H41V139H43L44 137H46V129H43V131H45L44 133H42L43 131L41 130ZM106 129V128H105ZM114 129V128H113ZM147 129V128H146ZM154 128H152V130H153ZM103 130H104V128H103ZM110 130V129H109ZM118 130V129H117ZM143 130H145V129H143ZM37 131V132H38ZM100 131V130H99ZM104 131H106V130H104ZM147 131V130H146ZM145 131V132H146ZM102 131H100V133H101ZM107 132V131H106ZM114 132V131H113ZM144 132V131H143ZM159 132V133H158ZM119 133V132H118ZM158 133V134H157ZM117 134V133H116ZM37 135V134H36ZM94 135H96V134H94ZM143 135V134H142ZM37 137H39V136H37ZM39 137V138H40ZM51 137V136H50ZM91 137V138H92ZM98 137V138H99ZM136 137V136H135ZM138 137V136H137ZM144 137H146V136H144ZM89 138V137H88ZM143 138V137H142ZM148 138H149V135H148ZM52 139H53V137H52ZM80 139V140H81ZM121 139H122V137H121ZM124 139V138H123ZM138 139V138H137ZM78 140V139H77ZM88 140V141H87ZM144 140V139H143ZM145 140H146V138H145ZM147 140H149V139H147ZM38 141H40V139L38 140ZM85 141V140H84ZM53 142V143H52ZM79 142H81V141H79ZM117 142H119V143H117ZM188 142H193L194 144H196L197 146V148H198V150L196 151V153H194L195 154V156L194 157H196V161L194 162V163H207V167H203L202 165H199L198 166V168H196V169H194L193 171H189V170H187V168H186V166H180V165H177V162L176 161H171V160H167V158H166V156H165V151H164V149H166V150H168V151H170V152H173L175 155H176V153L179 155V156H183L182 154H183V151H184V149H185V151H186V146H187V144H188ZM46 143V142H45ZM51 145H53L54 146V141H52L51 140V138H50V141L46 144V147L48 148L49 146H50V144ZM41 144V143H40ZM73 144H75V145H77L76 143H73ZM79 145H82L83 146V143H78ZM64 145V144H63ZM74 145V146H75ZM79 145H77V147L79 146ZM2 147H0L1 149H3V145H1ZM86 146L84 145L83 147V149H82V147L80 148V149H82V151L83 150H86L85 148H86ZM52 146H50L49 148H51ZM142 147H143V145H142ZM5 148V147H4ZM41 148H42V146H41ZM74 148V147H73ZM73 148H72V150H73ZM79 148V147H78ZM0 149V150H1ZM75 149V148H74ZM6 150V149H5ZM39 150V149H38ZM58 150V149H57ZM144 150V149H143ZM40 151V150H39ZM54 152H55V150H53ZM52 151V152H53ZM65 151V150H64ZM64 151H62V153L61 154H59V153H57L58 155H56V158H59V157H62V154H63V152ZM75 151V150H74ZM77 151V150H76ZM78 151H80V150H78ZM2 152V151H1ZM53 152V153H54ZM60 152V151H59ZM137 152H139V151H137ZM74 153V152H73ZM9 154V153H8ZM33 154V153H32ZM38 154V153H37ZM40 154V153H39ZM66 154V153H65ZM64 154V155H65ZM79 154H81L80 152H79ZM0 155H4V156H6L5 155V153L3 154V152L0 154ZM61 155V156H60ZM63 155V156H64ZM70 155V154H69ZM75 155V154H74ZM140 155V154H139ZM190 155V154H189ZM3 156V157H4ZM15 156V155H14ZM191 156V155H190ZM7 157V156H6ZM5 157V159H7ZM9 157V156H8ZM37 157V156H36ZM49 157V156H48ZM69 157H71V159L73 160V158H72V156H69ZM74 157V156H73ZM141 157H143V156H141ZM176 157H177V155H176ZM193 158V157H192ZM36 159V158H35ZM39 159H41V158H38V160ZM61 159V158H60ZM78 158L76 157V159L74 158V160L73 161H75V162H77V164L79 163L78 162V160H77ZM90 159H91V157H90ZM135 159L137 160V161H135ZM187 159H189V158H187ZM191 159V158H190ZM48 160H50L51 162H54V163H56V159L55 158H51V157H49L47 160L46 159H44V163H41L40 165L41 166H36V167H34V169L32 170V172H31V175H30V177H29V179H30V181H31V184H32V190H33V192L34 193H42V194H46L47 195V198L45 199V202H44V208L47 210V209H49L50 210V207L54 204V203H56L58 200H61V202H59V203H61V205H60V207H61V216H62V208L64 207V205H67L70 201V203H74V201H73V199L75 200V198L74 197H78L79 195H77V196H75V195H73V194H75L76 192H77V189L78 190H81V189H79V187H81V186H77V185H75V186H71L70 185V183H69V185H70V188L72 187H75V189L73 188H71L72 189V191H71V189H70V191H69V196L68 197H70L71 195L73 196H71L72 198V200H67L68 198H66V200L67 201H69L68 203L65 201V200H63V199H65L64 197H65V195H66V193H65V189L67 188V187H65V186H63V184H65V183H63V181L65 180L64 178H63V181H61V180H57V179H55V180H57L58 182H62V185L61 184H59V183H57V181H56V183L54 182V179H52V178H50L51 177V174L53 175V173H51L50 175L49 174H45V166L48 164ZM69 160V159H68ZM77 160V161H76ZM89 160V159H88ZM195 160V158H193V161ZM16 161V163H18L17 162V160H15ZM32 161V160H31ZM34 161V160H33ZM93 161V162H94ZM188 161V160H187ZM89 162H91V161H89ZM92 162V163H93ZM181 162H184V161H182L181 160ZM11 163V162H10ZM32 163V162H31ZM62 163V162H61ZM66 163V162H65ZM64 163V164H65ZM68 163H71V162H68ZM226 163V164H225ZM30 164V163H29ZM38 164V163H37ZM45 164V165H44ZM63 164V165H64ZM67 164V163H66ZM75 164V163H74ZM88 164H90V163H88ZM184 164V163H183ZM225 164V165H224ZM14 165H15V162H14ZM36 165V164H35ZM50 165H52L51 163H50ZM71 166H69L68 165V167H69V170H72V171H74L76 168H75V165L73 166V164H70ZM80 165V164H79ZM185 165H186V163H185ZM189 165V164H188ZM10 166V165H9ZM8 166V167H9ZM17 166V164L14 166V167H16ZM47 166H49V165H47ZM53 166V165H52ZM67 166V165H66ZM77 166V165H76ZM93 166V165H92ZM18 167V166H17ZM58 167H59V169L61 170V168H60V166L58 165ZM72 169H71V168ZM86 167V166H85ZM96 167V166H95ZM30 168V167H29ZM51 168V167H50ZM78 169H79V167H77ZM81 168V167H80ZM191 168V167H190ZM1 169V168H0ZM22 169V168H21ZM28 169V168H27ZM86 169H88L87 167H86ZM211 169V171H209V170ZM245 169H247L246 171H245ZM55 170H57V168L55 169ZM18 171V170H17ZM16 171V172H17ZM30 171V170H29ZM51 171H54V169H52ZM82 171V170H81ZM231 171H229V172H231ZM19 172V171H18ZM66 172V171H65ZM68 172V171H67ZM77 171H74V173H76ZM250 172V171H249ZM246 173V174H250V173ZM22 173V172H21ZM20 173V174H21ZM50 173V172H49ZM72 173V172H71ZM82 173V172H81ZM98 173V172H97ZM92 174H94V173H92ZM227 174V173H226ZM3 175H7V174H3ZM22 175V174H21ZM54 175H58L57 174V172H56V174L54 173ZM60 175H63V173L61 172V173H59V176ZM67 175V174H66ZM70 175V176H69ZM69 177L71 178V174H70V172H69ZM80 175V174H79ZM96 175V174H95ZM94 175V176H95ZM104 175V176H105ZM147 175H150V178L152 179V182L151 183H145V180L144 179H146V176ZM2 175H0V177H1ZM81 176V175H80ZM89 176H91V175H89ZM224 176V175H223ZM21 177V176H20ZM63 177H65V174H64V176ZM73 177H75V176H73ZM82 177V176H81ZM55 178H56V176H55ZM68 178V177H67ZM78 178H79V176H78ZM242 178V177H241ZM244 178V177H243ZM22 179H24L23 177H22ZM28 179V178H27ZM59 179H61L60 177H59ZM69 179V178H68ZM9 180V179H8ZM11 180V179H10ZM25 180V179H24ZM23 180V181H24ZM73 179H71L70 180V182L72 181ZM79 180H81V179H79ZM84 180L85 179H83V182H79V183H81V185L84 183ZM137 180H139V181H137ZM75 181L77 182L78 180H76L75 179ZM74 181V182H75ZM82 181V180H81ZM238 181H240V180H238ZM243 181H245V179L243 180ZM25 182V181H24ZM65 182H67L66 180H65ZM75 182V183H76ZM88 182V181H87ZM91 182V181H90ZM89 182V183H90ZM104 182V181H103ZM147 182V181H146ZM149 182V181H148ZM9 183V182H8ZM13 183V182H12ZM27 183V182H26ZM236 183V182H235ZM248 183V182H247ZM1 184V183H0ZM10 184V183H9ZM37 184V185H36ZM58 184V186L56 187V185ZM91 184V183H90ZM89 184V185H90ZM95 185H96V183H94ZM14 185V184H13ZM12 185V186H13ZM25 185H27L26 187H28V184H25ZM66 185V184H65ZM73 185H74V183H73ZM103 185V184H102ZM109 185H106V186H108L109 187ZM237 185H240V184H237ZM250 185V184H249ZM254 185V184H253ZM4 186V185H3ZM8 186V185H7ZM12 186H11V188H12ZM15 186V185H14ZM36 186H39V191H38V189H37V187ZM61 188H60V187ZM67 186V185H66ZM78 188H77V187ZM86 186V185H85ZM255 186V185H254ZM8 187H10V186H8ZM21 187V186H20ZM84 187V186H83ZM88 187V186H87ZM251 187V186H250ZM1 188V187H0ZM30 188V189H31ZM82 188V187H81ZM96 188V187H95ZM20 189V188H19ZM21 189H22V187H21ZM27 189V188H26ZM109 189V188H108ZM259 189H260V186H259ZM2 190V189H1ZM8 190V189H7ZM10 190H12V189H10ZM9 190V191H10ZM28 190V189H27ZM75 190H76V192H75ZM89 190H90V188H89ZM111 190H112V188H111ZM111 190H109V191H111ZM237 190V189H236ZM264 190V189H263ZM13 191V190H12ZM15 191V190H14ZM24 191V190H23ZM31 191V190H30ZM75 192V193H73L72 194V192ZM88 191V190H87ZM114 191V190H113ZM112 191V192H113ZM213 191H214V193H213ZM217 191V192H216ZM3 192H5V191H3ZM2 192V193H3ZM71 192V193H70ZM86 192V191H85ZM84 192V193H85ZM90 192H92V190L90 191ZM100 192V191H99ZM103 192V191H102ZM238 193L237 191H233V193ZM263 192V191H262ZM9 194H11L10 192H8ZM23 194H24V192H22ZM30 193V192H29ZM78 193V192H77ZM80 193V192H79ZM78 193V194H79ZM83 193V194H84ZM118 193V192H117ZM260 193V192H259ZM264 193V192H263ZM12 194H14L13 192H12ZM18 194V193H17ZM25 194H28V192H26ZM95 194V193H94ZM94 194H92V195H94ZM107 194V193H106ZM105 194V195H106ZM110 194V193H109ZM108 194V195H109ZM123 194V193H122ZM248 194V193H247ZM247 194H245L244 193V195H247ZM7 194L5 193V196H6ZM14 195H16V193L14 194ZM31 195V194H30ZM100 195H102L101 193H100ZM104 194H103V196H105ZM108 195H107V197L105 196V197H103V198H101V199H97V197H93V198H95L94 200H93V198H91L93 201H91V200H88L87 198H89L90 199V195H89V193H86L85 195H83V197L81 198V202H80V205L81 206H83L84 207V209H85V217H83V219L81 218V216H80V220H77L76 219V221L79 223V221H81L82 222V220H83V223H84V219H85V222L89 225V226H92L95 230H93V229H90V230H93V231H90V233L92 234V232H98V235H100V236H98V238H101L102 236H103V234H102V236H101V230L103 229L104 230V228H103V226H104V224L106 223L105 222V219H109L110 220V222H111V230L112 229H114L115 228V224H117V222H119V219H120V217H122V210L125 208L124 206H123V203H121V201L122 200H120V199H118L117 200V198H116V200H115V197L114 198H111V197H108ZM235 195V194H234ZM238 195V194H237ZM249 195H251V194H249ZM4 196V197H5ZM11 196V195H10ZM13 196V195H12ZM11 196V197H12ZM94 196H96V195H94ZM116 196V195H115ZM1 198L2 200H3V202H4V199L5 198ZM7 197V196H6ZM15 197V196H14ZM13 197V198H14ZM18 197H20V196H18ZM17 197V198H18ZM31 197V196H30ZM126 197V196H125ZM250 197H252V195L250 196ZM254 197V196H253ZM16 198V197H15ZM24 198H25V196H24ZM99 198V197H98ZM124 198V197H123ZM226 198V197H225ZM231 198H232V196H231ZM246 199V202H245V204L247 203V198H248V202H249V205H250V207H254V206H252L253 204L251 203L250 204V199L251 198H249V196H246L245 197ZM9 199V198H8ZM20 199V198H19ZM70 199V198H69ZM77 199V198H76ZM127 199V198H126ZM229 199V198H228ZM237 199V198H236ZM256 199H258V200H260L259 198H256ZM2 200H1V202H2ZM17 200V199H16ZM25 200H26V198H25ZM244 200V201H245ZM5 201L7 202V199H5ZM12 201V200H11ZM26 201H28V200H26ZM65 203H64V202ZM79 201V200H78ZM124 201V200H123ZM130 201V200H129ZM128 201V202H129ZM224 201H226V200H224ZM230 201H231V199H230ZM229 201V202H230ZM232 201H233V198H232ZM263 200L261 199L260 200V202H262ZM13 202V201H12ZM12 202H10L9 201V203H12ZM16 202V201H15ZM131 202V201H130ZM227 202V201H226ZM228 202V203H229ZM235 201H233L232 203H234ZM16 203H18V202H16ZM16 203H15V205H16ZM31 203H32V201H31ZM30 203V204H31ZM35 203V202H34ZM69 203V204H70ZM127 203V202H126ZM125 203V204H126ZM140 203V202H139ZM237 203H238V205L240 204V202H239V200H237ZM244 203V202H243ZM257 203H258V201H257ZM13 204V203H12ZM19 204V203H18ZM27 204V203H26ZM29 204V206L31 207V205ZM33 204V203H32ZM63 204V205H62ZM76 204H78V202L77 203H75V205ZM138 204V203H137ZM142 204V203H141ZM2 205V204H1ZM15 205H13L14 206V208L13 209H10V211H9V209H8V211L10 212H8L9 214H12L13 212H11V210L12 211H14V209H16L15 207ZM38 205V204H37ZM73 205V204H72ZM72 205H70V206H72ZM136 205V204H135ZM237 205V204H236ZM237 205V206H238ZM259 205L260 204H258V205H256L255 206V208L258 206L259 207ZM262 205V204H261ZM260 205V206H261ZM12 206V207H13ZM18 206V205H17ZM78 206V205H77ZM223 206H225V204H223ZM229 206H231V203H230V205H228V207ZM245 207L244 206V204H242V205H240V207ZM247 206H248V204H247ZM1 207V206H0ZM27 207V206H26ZM40 207V206H39ZM39 207H37L38 209H39ZM59 207V206H58ZM122 207H124V208H122ZM128 207V206H127ZM137 207V206H136ZM200 207V208H199ZM227 207V206H226ZM224 208L225 210L227 209V208ZM236 207V206H235ZM234 207V208H235ZM250 207L248 208H246L245 210L246 211H250L251 209H250ZM258 207H257V210H259L258 209ZM1 208H4V207H1ZM9 208H10V206H9ZM19 208V209H18ZM21 208H25V206H24V204H23V207L21 206V204H20V207L18 206L17 207V209L18 210H20ZM36 208V207H35ZM65 208H67L66 206H65ZM65 208H63V209H65ZM75 208H77L76 206H74V207H72V210L73 209H75ZM81 208V207H80ZM130 208V207H129ZM128 208V209H129ZM144 209L146 208V206L145 207H143ZM253 209V210H251L252 211V213L254 212V214H253V220L251 219V221H248V223L250 222L251 223V226H250V228H251V233H253L254 231H253V228H252V226H254L253 224H256L255 225V228L254 229H256V233H259V235H261L260 233H262V231L264 230V228H262L261 226H263V224L261 223V220H262V222H264V218H263V216H261V214H263V212L261 213V214H259V218H261L260 219V221H259V223H261V225H259V223H258V220H259V218H255L254 217V215H255V211H257L256 209ZM262 208H263V205L261 206V210H262ZM16 209V211H17V213L18 212H20V213H23L25 210L24 209H21L22 210V212H21V210L20 211H18ZM32 209V208H31ZM33 209H34V207H33ZM67 209H69V208H67ZM78 209H79V207H78ZM78 209H76V211L78 210ZM148 208H146V211H148V210H150V209H148ZM163 209V208H162ZM161 208H160V210H162ZM236 209V208H235ZM237 209H239L238 207H237ZM236 209V210H237ZM243 208H241V210H242ZM250 209V210H249ZM57 210H58V208H57ZM57 210H55L56 212H57ZM82 210V208L81 209H79V211H77V212H80ZM125 210V209H124ZM123 210V211H124ZM127 210V209H126ZM125 210V211H126ZM152 211H153V209H151ZM159 210V209H158ZM158 210L156 209V211L158 212ZM209 210H210V212H209ZM228 210H229V208H228ZM227 210V211H228ZM245 210L243 211V213H244V215H245ZM260 210V211H261ZM6 211V210H5ZM32 211V210H31ZM38 211V210H37ZM40 211H42V210H40ZM59 211V210H58ZM74 211V210H73ZM72 211V212H73ZM131 211V210H130ZM166 211V210H165ZM199 211H198V214H199ZM208 212L207 214H206V212ZM214 211V210H213ZM223 211V210H222ZM232 211H233V209H232ZM231 211V212H232ZM238 211V210H237ZM26 212V211H25ZM29 212H30V209H29ZM29 212H26V213H28V214H30ZM34 212H36V211H34ZM33 212V213H34ZM47 212V211H46ZM59 212V213H60ZM67 211H65V213H66ZM72 212H70V213H72ZM77 212H75L74 211V215H73V217L77 214L78 215V213ZM132 212V211H131ZM142 212V211H141ZM144 212V211H143ZM177 212V211H176ZM217 212V211H216ZM241 213H242V211H240ZM248 212H246V214L248 213ZM258 212V211H257ZM32 213V212H31ZM32 213V214H33ZM64 213V214H65ZM139 214H140V212H138ZM145 213V212H144ZM148 213V212H147ZM161 213H162V211H161ZM169 213V212H168ZM186 213H188V214H186ZM191 213V212H190ZM197 213V212H196ZM251 213V212H250ZM250 213L248 214V216L250 215ZM258 213H260V212H258ZM258 213H256V216H257V214ZM36 214V213H35ZM35 214H34V216H35ZM63 214V215H64ZM67 214V213H66ZM102 214H104L103 216H102ZM125 214H127L128 216H129V214H128V212H125ZM213 214H214V212H213ZM217 214V216H218V214L219 213H216ZM224 213L223 212H221V217H219V221L217 222V220H216V223H222L224 220L225 221H227V219L228 218H230L231 216L230 215H228L227 217L228 218H226L225 219V214H229V213H225L224 215H223ZM238 214H240V213H235V215H237V216H239ZM31 215V214H30ZM40 215V214H39ZM49 215V214H48ZM47 215V216H48ZM58 215V219H61V216L59 217V214H57ZM79 215H80V213H79ZM82 215V214H81ZM134 215H136L135 213H134ZM151 215V214H150ZM159 215V214H158ZM163 215H164V213H163ZM163 215H161V217L163 216ZM177 215V214H176ZM200 215V214H199ZM201 215H200V217H201ZM205 215H202L203 216V218L201 217V219H204V216ZM222 215H223V217H224V220L222 221ZM231 215H232V213H231ZM243 215V216H244ZM12 216H14V215H12ZM32 216V215H31ZM41 216V215H40ZM56 216V215H55ZM69 216V214L68 215H66L65 217H63V218H67ZM70 216H71V214H70ZM70 216L68 217V218H70ZM156 216V215H155ZM165 216V215H164ZM163 216V217H164ZM179 216V215H178ZM208 216V215H207ZM208 216V217H209ZM216 216V217H217ZM230 216V217H229ZM261 216V217H260ZM1 217V216H0ZM11 217V216H10ZM10 217H9V219H10ZM38 216L36 215V218H37ZM72 217V216H71ZM132 217V215H130V217H128V218H131ZM151 217V216H150ZM154 217V216H153ZM166 217H167V212H166ZM165 217V218H166ZM169 217V216H168ZM176 217V216H175ZM181 217V216H180ZM187 217V216H186ZM198 217V215L196 216V218ZM208 217L207 218H205V220H207V222H208ZM239 217H241V214H240V216ZM246 217H247V215H246ZM245 216L243 217V218H246ZM251 217H252V215H251ZM258 217V216H257ZM19 218V216H17V218H15L14 217V219H13V217L11 218V219H13L12 220V224L14 225V228L16 227V225L17 226H20V225H18V224H16V222H19V223H21L22 221H23V223L25 224V226L23 225V227H26V228H28L29 230H31L32 228H33V226H32V228H30L29 226L27 227V223L28 224H30V222H25V220L23 219L22 221H21V219H18ZM34 218V217H33ZM62 218V220H64ZM67 218V219H68ZM143 218V217H142ZM145 218V217H144ZM147 218H149V217H147ZM156 218V217H155ZM171 218V217H170ZM177 218L178 217H176V220H177ZM182 218V217H181ZM199 218V217H198ZM209 218V220H212V218L210 219ZM8 219V220H9ZM15 219H18L17 221H14ZM41 219V218H40ZM53 219H55V218H53ZM82 219V220H81ZM104 219V220H103ZM123 219H124V217H123ZM131 219H134L133 217L131 218ZM131 219H128V224L130 225L131 224V228L133 227V226H135L134 224V220H132V221H130ZM136 219H138V218H136ZM154 219V218H153ZM167 219V218H166ZM166 219H164L165 221H166ZM173 219V218H172ZM187 219L188 218H186V222H187ZM200 219V220H201ZM236 220H237V218H235ZM248 219H249V217H248ZM257 219V223H256V220ZM0 220H2L3 221V219H0ZM43 220H44V218H43ZM101 220H103V224H102V222H101ZM142 220V219H141ZM145 220V219H144ZM149 220H151V219H149ZM148 220V221H149ZM155 220V219H154ZM180 220V219H179ZM178 220V227L179 228H183L184 226H183V224H184V222H183V224L182 223H180V221ZM198 220V219H197ZM198 220L199 222H201V224H202V221L203 220ZM214 220V219H213ZM221 220V221H220ZM240 220V219H239ZM247 220V219H246ZM7 220H5V222H6ZM27 221V220H26ZM31 221V220H30ZM169 221V220H168ZM172 221V220H171ZM182 221V220H181ZM253 221H255L254 223H253ZM8 222V221H7ZM4 223V224H7V226H8V223ZM49 222V221H48ZM57 222V221H56ZM55 221H54V223H56ZM61 222V221H60ZM60 222L59 223H57V225H59L60 224ZM66 222V220H64V222H62L61 224H64ZM75 223L74 222V224H73V226L74 225H80V224H78V223ZM105 222V223H104ZM122 222V221H121ZM120 222V223H121ZM130 222V223H129ZM141 222V221H140ZM153 222V221H152ZM155 222H156V220H155ZM174 222V221H173ZM173 222H170V223H173ZM191 222V221H190ZM189 222V223H190ZM198 222V223H199ZM204 222V224L206 223V221H203ZM213 222V221H212ZM215 222V221H214ZM228 222V221H227ZM226 222V223H227ZM16 225H15V224ZM141 223H144V222H141ZM140 223V224H141ZM159 223H160V221H159ZM168 223V222H167ZM209 223V222H208ZM216 223H214V226L212 225V230H213V228H215V227H217L218 228V226H219V228L220 229H224V226L223 225H225V223H222L221 224V226H220V224L219 225H215ZM237 223H238V220H237ZM243 223V225L245 224L244 222H242ZM253 223V224H252ZM43 224H44V222L42 223V226H43ZM82 224V223H81ZM128 224H127V226H128ZM133 224V225H132ZM137 224V223H136ZM139 224V223H138ZM145 224V223H144ZM143 224V225H144ZM152 224V223H151ZM155 224V223H154ZM166 224V223H165ZM203 224V225H204ZM211 224H213V223H211ZM211 224H208V225H211ZM1 225V224H0ZM32 224H30V226H31ZM38 225V224H37ZM70 225V224H69ZM83 225V224H82ZM112 225H113V227H112ZM123 225V224H122ZM142 225V224H141ZM140 225V226H141ZM147 225H149V223H147ZM159 225V224H158ZM157 225V226H158ZM173 225H175V224H173ZM172 225V226H173ZM180 225H182L181 227H180ZM191 225V224H190ZM190 225H189V227H190ZM206 226H207V224H205ZM204 225V226H205ZM243 225H241V222H240V225L238 224V226H240L239 228H241ZM260 226V227H258V226ZM10 226H11V224H10ZM41 226V227H42ZM62 226V225H61ZM84 226H86L85 225V223H84ZM124 226V225H123ZM123 226H122V228H123ZM136 226H138V225H136ZM140 226H138L139 228H140ZM152 226V225H151ZM204 227L203 228V231H205V229L207 228V227ZM237 226V225H236ZM235 225H234V227H236ZM256 226L258 227V229H260L259 231H261V232H258V230H257V228H256ZM12 227V226H11ZM23 227H22V229H23ZM40 227V229H42ZM56 227V226H55ZM57 227H59V226H57ZM78 227V226H77ZM77 227H75V228H71L72 230L71 231H73L74 229H76L77 230ZM108 227V226H107ZM120 227V226H119ZM144 227V226H143ZM148 227V226H147ZM159 227V226H158ZM164 227V226H163ZM202 227V226H201ZM201 227H198V229L199 228H201ZM226 227V229H229L228 231H231L230 233H232L233 231H235L236 229L234 228V230L232 231V225L229 227V228H227L228 226H225ZM244 227V226H243ZM264 227V226H263ZM3 228H4V226H3ZM21 228V227H20ZM20 228L18 229V227H16V229L17 230H20ZM84 228V227H83ZM87 228V227H86ZM128 228V227H127ZM134 229H133V231L135 230V227H133ZM139 228H137V230H136V232L139 230ZM145 228V227H144ZM151 228V227H150ZM185 228V227H184ZM186 228H187V226H186ZM190 228H192V227H190ZM210 228H211V226H210ZM217 228H215L216 230H217ZM218 228V229H219ZM231 228V229H230ZM0 229L1 230H3L1 227H0ZM44 229H45V226H44ZM48 229V228H47ZM79 229L80 230H82V228H81V225L79 226ZM85 229V228H84ZM108 229H110V228H108ZM161 229V227L159 228V230ZM171 229H173V228H171ZM188 229V228H187ZM194 229V228H193ZM209 229V228H208ZM208 229H206V230H208ZM219 229V231L218 232H220L221 230ZM242 229H245V228H242ZM5 230V229H4ZM4 230H3V232H4ZM76 230H74V231H76ZM125 229L123 228V230L122 231H124ZM151 230H153L154 231V229H150V231L147 229L145 232H150L151 233V237H152V232H151ZM158 230V229H157ZM163 230H164V228H163ZM162 230V231H163ZM192 230V229H191ZM195 230V229H194ZM201 230V229H200ZM210 230V232L212 233L213 232V234H214V239H212L211 238V240L212 241H214V243L216 244V242H218L217 243V245H218V247H219V240H222V237L220 238V234L217 236V234H215L216 232H215V230L214 231H211V229H209ZM208 230V231H209ZM241 230V229H240ZM239 230V231H240ZM6 231V230H5ZM70 231V230H69ZM73 231V233H75ZM85 231H86V229H85ZM84 231V232H85ZM101 231V232H100ZM106 231V230H105ZM118 231H119V229H118ZM133 231H131V234L129 235L130 237L132 236L133 238V240L132 239H129V241H137V240H140V242H144V240H146V239H148V238H146L147 236H146V234H145V236L144 235H142V234H140L141 232H143L144 231V229L143 230H139V235H138V232L136 233V232H134V234L136 233V236H138V237H136L135 235H133ZM161 231V230H160ZM169 231H170V229H169ZM168 231V232H169ZM176 231V230H175ZM182 231H183V229H182ZM184 231H186V230H184ZM223 231H225V229L223 230ZM238 231V232H239ZM242 231V230H241ZM253 231V232H252ZM22 232H25V231H22ZM21 231L19 232V233H21V235L23 234ZM43 232V231H42ZM99 232H100V234H99ZM104 232V231H103ZM159 232V231H158ZM164 232V231H163ZM174 232V231H173ZM187 232V231H186ZM185 232V233H186ZM210 232H207L208 233V235H209V233ZM244 232H246L245 230H244ZM264 232V231H263ZM13 233H14V231H13ZM16 233V232H15ZM50 233V232H49ZM69 233V232H68ZM89 233V232H88ZM113 233V232H112ZM114 233H115V230H114ZM126 233V232H125ZM124 233V234H125ZM130 233V232H129ZM157 233V232H156ZM177 233V232H176ZM190 233V232H189ZM194 233V232H193ZM203 233V232H202ZM201 232H200V234H202ZM221 233H222V231H221ZM234 233V234H233ZM232 234H233V239H232V235H231V237H230V235H229V232H228V234H226V232H225V234H226V236H227V239L230 237V239H232L231 241L229 240V242L230 243H238L237 245L239 246V243H240V245L242 246L243 244H245V246H242V247H246L248 244H247V242H249V244H250V242L251 241H247L246 239H245V236L244 235H241V234H239V235H237V234H235V232H233ZM237 233V232H236ZM256 233H255V235H256ZM3 234V233H2ZM17 235H18V233H16ZM26 235H27V231H26V233H25ZM25 234H23V235H25ZM42 234V233H41ZM70 234V233H69ZM83 234V233H82ZM94 234V233H93ZM109 233H108V231H107V239L109 238V241L111 240V239H114V237L112 238V236H111V239H110V236L108 235ZM143 234H144V232H143ZM154 234V233H153ZM159 234V233H158ZM161 234V233H160ZM213 234H212V236H213ZM246 234V233H245ZM4 235H6V233H4ZM25 235V236H26ZM29 236H28V238L27 237H25L24 238V240L21 238L20 240H22L21 241V243H23V241L25 242V241H27V239H28V241H29V237L31 236L32 237V235L31 234H28ZM67 236H68V234H66ZM75 235H76V233H75ZM77 235H78V233H77ZM86 235V237H85V240H87V242L89 241V236H91L90 234H89V236H88V234H85ZM104 235H106L105 234V232H104ZM115 235V234H114ZM122 235H123V233H122ZM126 235V234H125ZM141 235H142V237H141ZM164 235V234H163ZM167 235V234H166ZM178 235V234H177ZM183 235H185V234H183ZM183 235H181V236H183ZM206 235V233L204 234V237H206L205 236ZM216 235V236H215ZM228 235H229V237H228ZM235 235H237V237L239 236L240 237V239H243V243H241V241H240V239H235L236 237H235ZM242 237H241V236ZM255 235H254V238H255ZM262 235H263V233H262ZM262 235H261V237H262ZM3 236V235H2ZM72 237L74 236V234H72L71 235ZM88 236V237H87ZM126 236H128V233H127V235ZM146 238H144V237ZM190 236V235H189ZM188 235H187V237H189ZM195 236V235H194ZM203 236V234L201 235V237ZM210 236H211V234H210ZM211 236V237H212ZM221 236H222V234H221ZM247 236V235H246ZM16 237V236H15ZM14 237V238H15ZM19 237H20V234H19ZM65 236H63V238H64ZM69 237V236H68ZM76 238H77V236H75ZM74 237V238H75ZM118 237V236H117ZM130 237H127V238H130ZM136 237V239H134ZM149 237V236H148ZM153 237L155 238V234L153 235ZM153 237H152V239L151 240H153L154 241V243H155V241H156V243H157V240H156V238H155V240L153 239ZM157 237H158V235H157ZM170 237H172V236H170ZM177 237V236H176ZM204 237H202V238H204ZM209 237V236H208ZM216 237V238H215ZM238 237V238H239ZM250 237V236H249ZM257 237V236H256ZM259 237V236H258ZM264 237V236H263ZM13 238V237H12ZM27 238V239H26ZM65 238H67V237H65ZM64 238V239H65ZM75 238V239H76ZM94 238V237H93ZM116 238V237H115ZM124 238V237H123ZM160 239L161 238H164V237H161V235H160V237H159ZM178 238H179V236H178ZM189 238H191V237H189ZM193 239H194V237H192ZM195 238H196V236H195ZM210 238V237H209ZM31 239V238H30ZM68 239V238H67ZM66 239V241L68 242L69 240H67ZM75 239H73V241L75 240ZM78 239V238H77ZM92 239V238H91ZM96 239V238H95ZM94 239V240H95ZM105 239V238H104ZM141 239H143V240H141ZM170 239V238H169ZM181 239V238H180ZM183 239H185V238H183ZM199 239V238H198ZM206 239L207 238H205L204 240L206 241ZM216 239H218V241H216ZM3 240H4V238H3ZM18 240H19V238H18ZM19 240V241H20ZM63 240V239H62ZM93 240V239H92ZM92 240H91V242H92ZM93 240V241H94ZM98 240V239H97ZM119 240H122V239H119ZM149 240H150V237H149ZM159 240V239H158ZM162 240V239H161ZM163 240H165V241H163ZM162 240V242H165V247L167 246V240L164 238ZM189 240V239H188ZM196 240V239H195ZM233 240H234V242H233ZM236 240V241H235ZM238 240L240 241V242H238ZM246 240V241H245ZM261 240V239H260ZM1 241V240H0ZM72 241V242H73ZM96 241V240H95ZM99 241V240H98ZM109 241H106V245H104V248H106L107 247V245H109V247L111 246L110 244H111V242H113L114 243V241H115V243H117V245L115 244H113L112 243V245H114L113 247H114V249H115V247L119 250L118 252L121 254V256L122 257H124V255H125V259L124 260H127L128 262L126 263V262H124V261H121L120 259V262H123V264L124 263H126V264H128L129 262H131V263H129V264H147V262H145V260L144 259H142V258H140V260L142 259V260H144V262H142V260H141V262H140V260H139V258H138V255H136V256H133V254H131V256L129 255L130 253H132V252H130L131 250H132V248H131V250L130 251H128L129 249H127V251H125V248H122V247H125V246H122V244H121V241H120V244H121V247L119 246L120 244H118V240H117V242H116V239H114L113 241L111 240L110 242ZM128 241V240H127ZM132 241H131V243H132ZM169 241V240H168ZM177 241H179V240H177ZM181 241V240H180ZM182 241H184V240H182ZM182 241L180 242V243H182ZM199 241V240H198ZM263 241H264V238H263ZM69 242H71V238H70V241ZM69 243L70 244V246H72V245H74L73 243ZM77 241H74V243H76ZM90 242V243H91ZM97 242V241H96ZM107 242H109L108 244H107ZM152 242V241H151ZM150 241L149 242H147L148 244L146 245L147 246V248H148V245L149 244H152ZM159 242V241H158ZM171 242V241H170ZM186 242V241H185ZM189 242H191V241H189ZM193 243H194V240L192 241ZM203 242V241H202ZM210 242V241H209ZM229 242L227 243L226 242V244H229ZM16 243H18L17 241H16ZM20 243V242H19ZM19 244L20 246L21 245H23V244ZM66 242L64 241V244H65ZM90 243L88 244V245H90ZM99 243H101L100 241H99ZM122 243H123V241H122ZM129 243V242H128ZM154 243H153V245H154ZM155 243V244H156ZM212 242H210V244H211ZM220 243H221V241H220ZM3 244V243H2ZM6 244V243H5ZM25 244H27V247L28 246H31V245H29V243L27 242H25ZM47 244V243H46ZM72 244V245H71ZM78 244V243H77ZM87 244V243H86ZM94 244V243H93ZM98 244V243H97ZM102 244V243H101ZM127 244V243H126ZM134 244H137V245H140V244H144V243H138V241H137V243H135L134 242ZM175 244V243H174ZM187 244V243H186ZM223 244V243H222ZM221 244V245H222ZM232 244H229V245H232ZM235 244V245H236ZM66 245V244H65ZM76 245V244H75ZM96 245V244H95ZM129 245V247H130V244H128ZM128 245H126L127 247H128ZM136 245V246H137ZM144 245V246H145ZM153 245H149L150 247H152ZM163 245V244H162ZM176 246L175 247H177V244H175ZM202 245V244H201ZM220 245V248L223 246H221ZM229 245H227L228 247H229ZM251 245V244H250ZM250 245H248V247L250 246ZM19 246V248L18 249H20V250H24V249H26V251L29 253L30 252V254L32 255V253L34 252V250H33V252H32V249L34 248V246H33V248L31 249L30 247L29 248H27L25 245L24 246H22V247H20ZM62 246V245H61ZM67 246V245H66ZM66 246H64L65 248H66ZM78 246V245H77ZM81 246H82V244H81ZM87 246V245H86ZM94 246V245H93ZM96 246H98V245H96ZM132 246H134L133 245V243H132ZM157 246H158V244H157ZM156 246V247H157ZM160 246V245H159ZM174 246V245H173ZM184 246V245H183ZM186 246V245H185ZM189 246V245H188ZM238 246H237V248H238ZM10 247V246H9ZM23 247H25V248H23ZM83 247V246H82ZM112 247V246H111ZM155 247V246H154ZM161 247V246H160ZM159 247V248H160ZM164 247V248H165ZM169 247H170V245H169ZM190 247H192V245L190 246ZM227 247V248H228ZM231 247H235L234 245H232ZM2 249H3V247H1ZM0 248V249H1ZM5 248V247H4ZM11 248V247H10ZM22 248V249H21ZM36 248V247H35ZM64 248V249H65ZM73 248H74V246H73ZM88 248H90V247H88ZM88 248H86V249H88ZM94 248H97V247H94ZM99 248V247H98ZM108 248V247H107ZM120 248H122V250L120 249ZM134 248H135V246H134ZM153 248V247H152ZM151 248V249H152ZM161 248H163V247H161ZM160 248V249H161ZM171 248V247H170ZM170 248H168L167 247V249H170ZM178 248H180L179 246H178ZM178 248H176V250L178 249ZM186 248V247H185ZM196 248H197V243H196ZM198 248H199V246H198ZM197 248V249H198ZM201 248V247H200ZM247 248V247H246ZM254 248H256V247H254ZM1 249V250H2ZM8 249V248H7ZM29 249H30V251H29ZM72 249V248H71ZM70 249V250H71ZM100 249L101 248H99V251H100ZM111 249V252L113 251V253H114V257L116 258V252H114V250H112V248H110ZM116 249V250H117ZM123 249H124V251L125 252H123ZM144 249H145V247H144ZM148 249H150V248H148ZM158 249V248H157ZM156 249V251H158V253H159V249L157 250ZM167 249H165L166 251H167ZM171 249H174L175 250V248L174 247H172ZM181 249V248H180ZM191 249H193V248H191ZM190 249V250H191ZM202 249V248H201ZM229 249V248H228ZM239 249V248H238ZM241 249V248H240ZM239 249V250H240ZM250 249V248H249ZM6 250V249H5ZM38 251L40 250L39 248L37 249ZM89 250V249H88ZM90 250H92V249H90ZM102 250H104V249H102ZM164 250V249H163ZM164 250V251H165ZM189 250V251H190ZM200 250V249H199ZM230 250H232V249H230ZM234 250H237V249H235L234 248ZM12 251V250H11ZM11 251H10V253H11ZM16 251V250H15ZM25 251V250H24ZM95 251V250H94ZM93 251V252H94ZM133 251V250H132ZM147 251H149V250H147ZM163 251V252H164ZM165 251V252H166ZM168 251H170V250H168ZM167 251V252H168ZM181 251V250H180ZM179 251V252H180ZM185 251L186 250H184L183 251V253L182 254H185ZM193 251V250H192ZM195 251V250H194ZM238 251V250H237ZM236 251V252H237ZM241 251H243V249H241L240 250V253H241ZM249 251H251V250H249ZM249 251H247V252H249ZM27 252L25 253L24 252V254L22 253V255H25V254H27ZM37 252V251H36ZM65 253H66V256H67V259L68 258H70L71 257V255H69V254H67V252H66V250L64 251ZM81 252L83 253L84 252V249L83 248H81ZM93 252L91 251L90 253H91V258L89 259V263H91L92 261L91 260H93L94 259V257H95V259L97 260V258H98V256H101L102 255V257H101V259H103V254H99V255H97V258H96V256H92L93 255ZM110 252V254L112 255L113 253H111ZM122 252V253H121ZM128 254H127V253ZM151 252L152 253H154L153 252V250H151ZM177 252V251H176ZM229 252V251H228ZM244 252V251H243ZM2 253H4V250L2 251ZM70 253L73 255V253H72V251H70ZM103 253V252H102ZM107 253V252H106ZM134 253H135V250H134ZM186 253H188V252H186ZM195 253V255H198V254H196V252H194ZM240 253H238V256L237 257H239L240 258ZM245 254H246V252H244ZM5 254V253H4ZM4 254H0V264H4V263H6V258L4 257ZM8 254V253H7ZM12 254H13V252H12ZM11 254V255H12ZM16 254H17V252H16ZM15 254V255H16ZM34 254V253H33ZM80 254V253H79ZM98 254V253H97ZM105 254V253H104ZM109 253H108V255H110ZM160 254V253H159ZM166 254V253H165ZM168 254V253H167ZM200 254H202V253H200ZM227 254H231L230 252L229 253H227ZM226 254V255H227ZM240 254V255H239ZM244 254V256H245V258H247V256H248V258H247V264H250L252 261H251V259L252 258H254V257H251V255H250V253H248V254H246L245 255ZM252 254V253H251ZM20 255V254H19ZM22 255H20V257L22 256ZM27 255H29V254H27ZM68 255H69V257H68ZM81 255V254H80ZM79 255V256H80ZM84 255H85V253H84ZM88 255V254H87ZM110 255V256H111ZM116 255V256H115ZM135 255V254H134ZM171 255H175V254H172L171 253V251H170V258H169V261H171V259H173L174 261H176V259H177V256H176V259H174V257L173 258H171ZM178 255V254H177ZM181 255V254H180ZM203 255V254H202ZM249 255H250V257L251 258H249ZM253 255V254H252ZM255 255V254H254ZM253 255V256H254ZM6 256V255H5ZM14 256V255H13ZM17 256V255H16ZM30 256V255H29ZM35 256H36V258H34V255L33 256H31L32 257V259L30 258L29 259V262H31L32 263V261H30V260H33V258H34V260H33V262H35L36 261V264H37V262H38V264H40V262H43V264H47L48 263V261H45V259L44 258H41L42 257V255H39L38 256V253L37 254H35ZM75 256H77V255H75ZM107 256V255H106ZM118 256H119V254H118ZM117 256V257H118ZM127 256H128V258H127ZM130 256V257H129ZM165 256V255H164ZM167 256V255H166ZM179 256V255H178ZM182 256V255H181ZM180 256V258L179 259H181V258H183V259H185V260H183V263L185 262V261H187V260H189V258H187V260H186V254H185V256L186 257H184V255H183V257H181ZM188 256H189V254H188ZM191 256H192V254H191ZM194 256V255H193ZM7 257H8V255H7ZM9 257H11L10 255H9ZM22 257H24V256H22ZM82 257V256H81ZM81 257H79V258H81ZM114 257H112V258H114ZM135 258V260H134V258ZM230 257H232V256H230ZM241 257H242V255H241ZM13 258H15V257H12L11 259H13ZM39 258L40 259H42L40 262L39 261H37V259L39 260ZM73 258L75 259V257H74V255H73ZM83 258V257H82ZM93 258V259H92ZM106 258V257H105ZM110 258V257H109ZM120 258V257H119ZM134 260V262H138V263H134V262H132V260ZM138 260H137V259ZM196 258H199L198 256H196ZM203 258H204V256H203ZM227 258V257H226ZM229 258V257H228ZM243 258V257H242ZM10 259V258H9ZM8 259V260H9ZM11 259H10V261H11ZM23 259H25V258H23ZM71 259V258H70ZM85 259V258H84ZM95 259H94V261L93 262H96L95 261ZM111 259V258H110ZM117 260H118V258H116ZM116 259H114L115 260V262H113L114 264H117L116 262ZM130 259V260H129ZM179 259H177V261L179 260ZM249 259V260H248ZM47 260V259H46ZM80 260V259H79ZM83 260V259H82ZM81 260V261H82ZM104 260V259H103ZM122 260H123V258H122ZM173 260L171 261V263L173 264H175L176 262H173ZM182 260V259H181ZM180 260V261H181ZM202 260H204V259H202ZM201 260V261H202ZM242 260V259H241ZM240 260V261H241ZM254 260H256V263L255 262H252V264H258V262H257V259L255 258V259H253V261ZM18 261V260H17ZM71 262H72V259L70 260ZM107 261H108V263H109V261L110 260H108V259H106L105 260V262L106 263H104V261H103V263L104 264H107ZM157 261H158V259H157ZM197 261V260H196ZM228 262H229V260H227ZM243 261V260H242ZM259 261V260H258ZM261 261H264V260H261ZM21 262H23V261H21ZM26 263H27V261H25ZM46 262V263H45ZM69 264H71V262H69V259H68V261H67ZM98 262H101V261H98ZM97 262V263H98ZM119 261H118V263H120ZM260 262V261H259ZM26 263H24V264H26ZM75 263H77V260L75 259ZM96 263V264H97ZM102 263V264H103ZM110 263L112 264V261H110ZM150 263V262H149ZM171 263H168V264H171ZM182 262H181V264H183ZM186 263V262H185ZM188 264H190L189 262H187ZM200 263V262H199ZM231 263H232V260H231ZM244 263V262H243ZM12 264H14V263H12ZM18 264V263H17ZM32 264H35V263H32ZM50 264V263H49ZM74 264V263H73ZM82 264V263H81ZM84 264H86V263H84ZM92 264V263H91ZM94 264V263H93ZM121 264V263H120ZM151 264V263H150ZM177 264V263H176ZM178 264H180V262L178 263ZM197 264H198V262H197ZM229 264H230V262H229ZM233 264V263H232ZM260 264H264L263 262L261 263L260 262Z\"/></svg>",
	"mask_w": 264,
	"mask_h": 264
}]
</instances>
